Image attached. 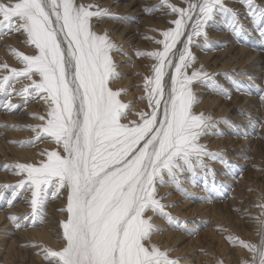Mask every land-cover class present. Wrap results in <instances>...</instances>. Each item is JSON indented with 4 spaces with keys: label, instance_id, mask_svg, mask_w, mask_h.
I'll return each mask as SVG.
<instances>
[{
    "label": "snow or ice",
    "instance_id": "snow-or-ice-1",
    "mask_svg": "<svg viewBox=\"0 0 264 264\" xmlns=\"http://www.w3.org/2000/svg\"><path fill=\"white\" fill-rule=\"evenodd\" d=\"M239 3L264 40V6L255 0ZM158 8H166V14L176 18L162 30L163 39L154 40L161 48L138 52L155 61L139 97L151 111L141 110L138 120L122 122L132 105L119 98L126 89L114 90L110 84L122 75L112 53H126L106 30L98 34L92 24L93 18L121 17L109 8L78 0H0V35L23 33L22 42L33 48V54L10 49L21 67L0 63V95L9 98L3 107H18L10 100L14 94L24 103L39 98L46 105L45 113L36 117L41 123L26 126L34 136L17 143L27 146L49 139L62 149V153L45 149L40 153L44 158L35 163L4 164L5 170L23 178L0 185L11 190L9 205L20 192L30 193V212L9 217L16 228L42 224L49 198L66 192V203L59 209L66 215L58 223L57 235L63 243L57 249L39 246L38 254L47 264H179V258L169 256L171 248L162 249L151 240L164 230L153 216L172 227L182 225L166 211L172 205L161 202L157 185H174L188 196L183 184L195 186L204 171V188L209 191L207 176L214 170L206 158L229 165L220 151H210L201 138L222 135L219 124L231 122L196 113L200 98L192 86L198 83L220 95L230 93L217 82L218 73L203 66L189 73L196 61L191 49L210 46L206 27L218 17L237 35L249 26L224 0H183V6L160 0L145 11ZM197 38H203V45ZM22 79L29 83L17 89L15 84ZM258 206L262 209L257 218L258 241L228 237L250 254L241 264H264V203ZM21 219L26 225L19 223Z\"/></svg>",
    "mask_w": 264,
    "mask_h": 264
},
{
    "label": "bare ground",
    "instance_id": "bare-ground-1",
    "mask_svg": "<svg viewBox=\"0 0 264 264\" xmlns=\"http://www.w3.org/2000/svg\"><path fill=\"white\" fill-rule=\"evenodd\" d=\"M124 1L127 2L123 6H120ZM139 1L78 0L79 3L109 8L121 17V19L104 18L100 20L93 18L92 24L98 34L106 30L108 36L119 44L123 48V52L126 53V55L112 53L113 59L118 65V71L122 75L118 80L112 81L110 84L114 90L126 89L127 91L122 92L119 98L125 103L131 102L132 105L128 111L127 119L122 122L138 120L139 116L137 113L141 110L144 112L151 111L147 101L141 100L139 97L144 95L143 82L146 76L152 75L151 65L155 61L147 55H139L138 52H149L161 48L162 46L155 43L154 40L163 39L161 33L165 29V23L162 21L161 24L159 21H148L153 27H150L149 24H144L145 22L143 26L132 24L134 17L126 16V13L130 12H128V6H131L130 8L134 9V11H138V8L134 5L140 4ZM224 3L229 7L237 9L240 15H242L240 16L242 17V23L249 26L245 32H242L245 35L246 41L238 38L237 34L226 27L224 18L218 17L206 27L208 39L211 42L210 46L206 47L208 51H206L207 49L205 50V47L193 46L191 50L196 56V61L192 68L188 70L190 73L193 69H199L203 66L206 71L210 72L211 66L218 63L212 68V72L219 74L216 76L217 82L230 93V95L224 96L210 91L207 87L198 83H194L192 86L200 98V102L194 107L196 113L203 112L206 115H211L214 119L223 117L231 122L229 124H219V130L222 132V135H207L201 138V143H205L210 151H220L229 162V165L225 166L219 161H214L216 163L214 166L213 161L206 158L205 162L214 170L213 173H209L207 176L209 191H206L204 188V171H200L197 177V181L200 179L202 183V188L197 186L198 182L195 186L187 182L183 184V187L190 194L187 196L188 198H196L204 202L196 206L193 205V210L190 211L191 213L196 212V214L200 215L196 217L204 219L203 222H207L206 219L208 220L210 229L209 227L207 228L209 229V238L206 246L197 237V234L192 236L191 241H188L186 238L192 234L184 237L180 228L176 227L166 230L169 227L167 221L158 215L153 216V222L160 225L164 230L155 233L151 237L152 242L162 249L171 248L172 251L169 252V256L179 258V264H217L218 260H222L223 264H241V260L248 258L250 254L239 244L231 243L228 237L237 236L240 239L252 242H256L259 239L257 235V218L262 213V209L258 205L264 203V170L259 169L257 163L259 164L258 158L264 156V100L261 99L264 96V85L261 86L264 84V77L262 83H253L252 81L253 77L259 73L258 70L264 68V53L258 50V48H263L264 50V46H262L264 45V40L253 30L249 18L245 15L246 9L239 3V0H224ZM255 3L264 6V0H255ZM180 6L182 5L180 4ZM210 27L212 29L209 30ZM144 31L151 36L144 34ZM251 33L255 35L248 36L252 35ZM24 39L23 33L0 35V63H7L11 67H21L22 65L10 49H16L26 54H33V48L22 42ZM256 39H258V43L254 45L253 41ZM197 41L203 45V38H197ZM218 42H221V45L227 44L228 47L226 49H218ZM130 47H132L131 50H129ZM227 54H231V56ZM120 62H124V64ZM247 63L250 65H247ZM0 74H3L2 69H0ZM27 83H29L27 80L22 79L15 84V87L19 89ZM233 86L234 89H230ZM8 99L0 95V169H5L3 167L4 164L38 162L44 158L40 155L42 151L45 149H57L54 142L49 139H41L39 142L20 150L17 148L13 152L4 150L1 144V135L3 134L2 128L5 119L8 121V124L16 126L11 128H14L15 133H17L16 129L19 127L23 126V128H26L27 125L40 124L41 121L36 117L43 115L46 110V105L39 98H31L27 103H24L23 98L14 94L10 97V100L13 104H20L21 109H19V115H13L10 109L3 107L8 102ZM234 110L237 114H231ZM33 113L36 116L31 115ZM1 114L5 115L4 120L1 119ZM26 129L22 133L18 132L16 136H21V138L27 140L32 138L34 133L29 128ZM57 150L62 153V149ZM10 153H12L11 156ZM255 160H257V163ZM245 168L251 171L248 175L253 174L260 185L257 191L255 189L254 195L252 194L256 196L255 198H250L251 201L249 202L244 200L246 204H244L243 208L238 206L241 217L237 218L239 223H236L238 224L236 225L232 218H228V214L231 210L237 211L235 200L240 201V195L244 194V192L239 193V190L241 191L239 189L241 188V184L233 178L239 172L240 177L247 175L246 171H244ZM213 177L215 180L214 189L212 188ZM226 177L228 178L226 179ZM22 178V176L14 174V170H7L5 173L0 172V185L15 184ZM167 187V184L157 185L158 196L163 194L164 192H161ZM168 188L173 189L170 186ZM0 193L8 197L7 200L3 198L4 200L0 199V201H6L7 203L8 199L12 198L11 190L0 187ZM162 197V203L169 204L171 202L172 196L171 198L168 196ZM29 199V192H20L14 200V202L16 201L15 206L7 205L3 206V210L0 209V264H15L16 260L26 264H47L43 256L38 254L39 246L44 244L57 249L63 243L62 240L57 239V235L60 231L58 223L66 215L64 212L59 211L66 203V192L59 198H49L46 205V216L42 224L16 228L9 217L11 215L23 217L29 213L30 206L27 202ZM256 199L259 200L256 201ZM167 201L169 203H166ZM173 206L168 207L166 211L177 217L184 226L187 221L183 219L182 215L188 218V212L183 209L178 211L177 206ZM204 208L205 210L203 211ZM147 214L152 215L151 212ZM192 219H190L191 222L197 220L196 218L195 220ZM230 219L233 221H230ZM238 221L236 220L235 222ZM19 223L26 225V222L22 219ZM201 223L199 222V224ZM196 224L185 225L186 227L191 226L187 229L186 233L196 231L197 229L195 228L199 227V225L196 227ZM185 240H187L185 244H189L188 247L180 244V242H184ZM228 243L231 247H228ZM232 245L234 246L232 247ZM1 246L5 248L4 251H2ZM230 251L233 252V255L230 254ZM183 252L184 255H181L180 253L183 254Z\"/></svg>",
    "mask_w": 264,
    "mask_h": 264
},
{
    "label": "rangeland",
    "instance_id": "rangeland-1",
    "mask_svg": "<svg viewBox=\"0 0 264 264\" xmlns=\"http://www.w3.org/2000/svg\"><path fill=\"white\" fill-rule=\"evenodd\" d=\"M157 1V2H156ZM140 0L139 2H140V4H137V5H134L136 8H138V11H134V9H132V8H130L131 6H128V12L129 13H126V16L127 17H134L133 18V20H132V24H139L138 26H143L144 24H149L148 23V21L150 22V21H153V22H158L159 21V23L161 24V21L163 22V23H165V26H164V28L166 29L167 27H169L170 26V21L172 20V19H175V16H173V15H169V14H166L167 12H168V10L166 9V8H158L156 11H149V12H146L145 11V8H152L154 5H158V4H160V0ZM125 2H127V1H124V2H122L121 4H120V6H123L124 4H125ZM171 3H174V4H177V5H179L180 6V4L183 6V0H171ZM139 5H140V8H139ZM163 9V10H162ZM166 9V10H165ZM137 10V9H136ZM160 10V11H159ZM240 16H242V15H240ZM240 19L242 20V17H240ZM145 22V23H144ZM144 23V24H143ZM150 25V27L152 26L151 24H149ZM153 27V26H152ZM210 29H212V27H210L209 28V30ZM146 30H149V29H146ZM144 34H148V36H151V35H149V33H146L145 31L143 32ZM226 33H227V31H226ZM233 34V33H232ZM252 34V33H251ZM255 34H252V35H248V36H254ZM237 37L238 38H242V39H244L245 41H246V38H245V35L244 34H242V33H240L239 35H237ZM237 39V38H236ZM258 39H256V40H254L253 42V44L254 45H256L257 43H258V41H257ZM231 41V40H230ZM0 43H1V41H0ZM222 46V47H221ZM217 47H218V49H222V48H227L228 47V45L227 44H224V45H221V42H218V45H217ZM1 48H2V46H1ZM131 48L132 47H130L129 48V50H131ZM207 49V50H206ZM203 50H204V48H203ZM205 50L206 51H208V48H205ZM204 50V51H205ZM258 50H260V51H263V53H264V50H263V48H258ZM228 56H231V54H227ZM121 64H124V62H120ZM218 63H216V64H214V65H212L211 66V71H210V73H213L212 72V68L215 66V65H217ZM247 65H250L249 63H247ZM259 71V73L256 75V76H254L253 77V83H256V82H260V83H262L263 82V77H264V68L261 70V69H259L258 70ZM264 84H262L261 86H263ZM230 89H234V86L232 87V88H230ZM248 93V92H247ZM18 105V104H17ZM258 108H259V106H258ZM19 109H21V106H20V104L18 105V107L17 108H15L14 110H11L12 112L11 113H13V115H19ZM231 114H237V112L234 110ZM1 119H5V115H3V114H1ZM5 123H7V124H5ZM4 125H9L10 127H4ZM11 124H8V121L5 119L4 120V124H3V128H2V130H3V134L1 135V144L3 145V147H4V150L5 151H7V152H13V151H15V148H17V149H22V148H26V147H29V145H27V146H21L19 143H17V142H19V141H26L27 139H23V138H21V136L20 137H17L16 136V134L18 133V132H20V133H22V131H26L27 129V127L25 128H23V126L22 127H19L18 129H16V131H17V133H15V131H14V128H11ZM263 142H264V139H263ZM260 151H261V149H260ZM261 153H262V151H261ZM11 154L12 153H10V156H11ZM1 156V155H0ZM9 156V155H8ZM211 161H213V160H211ZM262 161V162H261ZM246 162V161H245ZM255 162L257 163V160H255ZM258 162H259V164L257 163V165L259 166V169H261V170H264V156L263 157H259L258 158ZM213 164H214V166H215V162L213 161ZM211 165H212V163H211ZM2 170V171H1ZM7 170H5V169H0V172H6ZM244 171H246V173H247V175H245V176H243V177H240V172L239 173H237L235 176H234V180H236V181H238V182H240V187L241 188H239V189H241V191L239 190V193H242V192H244V194L242 193V195H240L241 196V200L240 201H237V200H235V202L237 203V211H230L229 212V214H228V218H232V219H230V221L232 220L235 224L236 223H239V221H238V219L237 218H240L241 216V214H240V212H239V207L241 208H243V206H244V204H246L245 203V201H247V202H249V201H251V199L252 198H255L256 196H253L254 195V192H255V189H256V191L259 189V181L253 176V174H250V175H248L251 171H249V170H247L246 168L244 169ZM253 173H255V172H253ZM203 174H204V172H203ZM233 177V176H232ZM228 177H226V179H227ZM202 183H201V181H200V179H199V181H198V183H197V186H199V188H202V185H201ZM167 186L169 187H171V188H173V189H170V188H166V189H164L161 193H163V194H161L160 196H168V197H170L171 198V196H172V199H171V202L169 203V201H167L166 203H169V204H171L172 205V203H173V207H176L177 206V210L179 211V210H181V209H183L184 211H186V212H188V218L187 217H185V215H182L183 216V219H185L187 222L184 224V226H183V223H182V225H181V227H180V230H181V232L183 233V235H184V237H187V236H190L191 234V236L190 237H187L186 239L189 241L190 239L192 240V236L193 235H195V234H197V237L198 238H200V240H202V243L206 246V244H207V241H208V232H209V229H210V225H209V223H208V220L206 219V221L207 222H203L204 221V219H201V217L200 218H197V217H199L200 215H198V214H196V212H194L195 213V215H194V213H191V211L190 210H193V208H192V206L193 205H197V204H200V203H204L203 201H199L198 199H196V198H188L187 196H185L184 194H182L180 191H178V190H176V188L174 187V185H171V184H167ZM7 190V189H6ZM169 191H170V193H169ZM7 192V191H6ZM172 192V193H171ZM259 193H260V191H258ZM23 193V192H22ZM167 193V195H165ZM20 194V193H19ZM182 194V195H181ZM253 194V195H252ZM252 195V196H251ZM176 196V197H175ZM238 196H239V194H238ZM239 196V197H240ZM187 197V198H186ZM249 197V198H248ZM7 196H4V199L5 200H7ZM173 198H174V200H173ZM245 198V199H244ZM251 198V199H250ZM3 199V200H4ZM184 199H185V201H184ZM236 199V198H235ZM172 200H173V202H172ZM245 200V201H244ZM259 199H256V201H258ZM244 201V202H243ZM177 202V203H176ZM240 202V203H239ZM0 209L1 210H3L4 209V207L3 206H7V205H9V204H7L6 203V201H0ZM15 204H16V201L13 203V205H10V206H15ZM239 204V205H238ZM183 205V206H182ZM239 206V207H238ZM189 207V208H188ZM201 207H202V205H201ZM191 208V209H190ZM189 209V210H188ZM205 210V208L203 209V211ZM240 211H241V209H240ZM232 213V214H231ZM192 214H193V216H192ZM236 214V215H235ZM240 214V215H239ZM193 218H191V217ZM197 216V217H196ZM235 217V219H234V217ZM238 216V217H237ZM195 218L198 220H195ZM206 218H207V216H206ZM188 219V220H187ZM190 219H192V220H195L194 222H191L190 221ZM238 221V222H235V221ZM198 222V224H196ZM199 222H202L201 224H199ZM193 223H195L196 224V227H198V225H199V227L198 228H195V229H197L196 231L194 230V232L192 233V232H190V233H186L187 232V229H189V227H191V226H185V225H192ZM204 223V224H203ZM206 223V224H205ZM208 224V225H207ZM236 225H238V224H236ZM184 227V228H183ZM209 227V229H207ZM171 228H173L172 226H169L168 228H166V230H170ZM173 230V229H172ZM0 231H1V229H0ZM184 240V239H183ZM187 240H185L184 242H180V244L182 245V246H185L186 244H185V242H187ZM190 240V241H191ZM229 244V243H228ZM189 246V244H187L185 247H188ZM234 245H232V247H233ZM2 247V251H4L5 250V248H3V246H1ZM228 247H231V245L229 244L228 245ZM230 250L231 251H233L234 252V250L233 249H231L230 248ZM230 251V254L231 255H233V252H231ZM181 255H184V252H183V254L182 253H180ZM15 264H26V263H23V262H20V261H15Z\"/></svg>",
    "mask_w": 264,
    "mask_h": 264
}]
</instances>
